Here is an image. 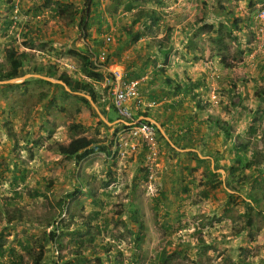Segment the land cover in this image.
<instances>
[{
  "label": "rangeland",
  "instance_id": "374dc122",
  "mask_svg": "<svg viewBox=\"0 0 264 264\" xmlns=\"http://www.w3.org/2000/svg\"><path fill=\"white\" fill-rule=\"evenodd\" d=\"M263 9L264 0H0V73L11 49L26 56L17 77L0 78V264H34L42 244L39 264H264ZM70 51L104 78L143 79L141 92L169 76L180 86L159 118L154 172L145 147L120 159L112 137L98 144L110 99L54 77L103 91ZM73 124L101 149L60 155Z\"/></svg>",
  "mask_w": 264,
  "mask_h": 264
},
{
  "label": "built area",
  "instance_id": "2783aa9c",
  "mask_svg": "<svg viewBox=\"0 0 264 264\" xmlns=\"http://www.w3.org/2000/svg\"><path fill=\"white\" fill-rule=\"evenodd\" d=\"M264 24V9L260 13ZM264 33V25L259 29ZM97 67V66H96ZM98 68V67H97ZM105 73V72H103ZM141 80H129L123 71H113L106 74L103 82H93V85L102 89L100 96H107L113 108L121 117L112 139V151L120 159L127 155H136L141 147L146 148V163L151 172L158 167L160 147L157 127L144 120H136L132 114L129 103L140 98Z\"/></svg>",
  "mask_w": 264,
  "mask_h": 264
},
{
  "label": "trees",
  "instance_id": "16d2710c",
  "mask_svg": "<svg viewBox=\"0 0 264 264\" xmlns=\"http://www.w3.org/2000/svg\"><path fill=\"white\" fill-rule=\"evenodd\" d=\"M63 13V11H62ZM235 28L238 27V24L235 22L234 24ZM234 35V33H233ZM29 44H26L28 46ZM70 53H73L75 56H77L82 62L85 63V65L82 68L83 74L88 77L89 79L93 81H102L103 80V74L97 73L94 68L92 67V61L85 55H82L78 52L70 51ZM27 55V54H26ZM7 60L9 61L11 65V69L6 73H0V78L3 80H11L18 76L20 69L24 65L23 58H25V54H17V52L14 49H11L9 52H7ZM58 80L63 81L68 85V87L74 91H81L84 93L89 94L91 98L94 100V102L97 103L99 92L93 89L92 85L89 82H76L73 81L67 76L66 74H61L60 76L54 75ZM180 86H178L177 91H180ZM69 131L71 133H75V138L67 145V146H60L59 147V153L62 156H65L67 158L74 157L76 155H80L84 158L88 157L92 153L98 152L101 148H99L93 139H89L84 136L83 126L80 124H73L69 127ZM239 163L243 164L241 158H239ZM243 167H249L248 164L244 165ZM213 184L212 181H206L202 184H200L203 187H209ZM61 228V224L57 226L56 230H53L49 235L45 236L51 241H55L57 239V230ZM43 240V241H44ZM41 252L37 255L36 261L34 264H39L43 258H44V252H45V246L42 244L40 246Z\"/></svg>",
  "mask_w": 264,
  "mask_h": 264
},
{
  "label": "crops",
  "instance_id": "0c3cea01",
  "mask_svg": "<svg viewBox=\"0 0 264 264\" xmlns=\"http://www.w3.org/2000/svg\"><path fill=\"white\" fill-rule=\"evenodd\" d=\"M32 51L35 52V50H32ZM171 81H173L172 77L169 76V77H165L164 79L158 81L156 85L152 84L151 82H148L147 84L143 85L142 87L143 92H141L140 90V98L138 100L131 101L129 103V107L131 108V110L133 109L135 113L137 112H141L143 114L148 113L150 116H146L147 114L146 115L144 114V115L139 116L137 120L149 121L150 123H153L158 129H160L159 123L160 122L162 123V121L159 118L163 119L168 109L171 107V105L181 100L179 97L180 95H182V93L180 92L181 90L177 91L176 87L173 86L175 82L173 81L171 83ZM167 83H171L172 86L167 85ZM102 112L104 116L102 117L101 115H98V118H96V122L97 123L101 122V125H103L102 130L101 131L99 130L98 138L99 140H101V142L98 143L99 145L108 144L110 142V138L112 137L113 139V129L111 128L110 123L111 122L119 123L120 121V119L117 120V119L112 118V115H113L112 113H115V115H117V113L115 112V109L112 106L111 100L110 101L108 100L107 106L103 109ZM167 115L171 116V113H168ZM97 123L92 122L90 126L94 125V127H97L98 126ZM89 139H92V138H89ZM142 151H143V154L141 155V158L144 159L146 152L144 150Z\"/></svg>",
  "mask_w": 264,
  "mask_h": 264
},
{
  "label": "water",
  "instance_id": "95a60500",
  "mask_svg": "<svg viewBox=\"0 0 264 264\" xmlns=\"http://www.w3.org/2000/svg\"><path fill=\"white\" fill-rule=\"evenodd\" d=\"M11 82V81H10Z\"/></svg>",
  "mask_w": 264,
  "mask_h": 264
}]
</instances>
